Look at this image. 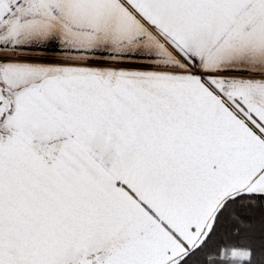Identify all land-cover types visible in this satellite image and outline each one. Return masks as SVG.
I'll list each match as a JSON object with an SVG mask.
<instances>
[{"label": "snow or ice", "instance_id": "1", "mask_svg": "<svg viewBox=\"0 0 264 264\" xmlns=\"http://www.w3.org/2000/svg\"><path fill=\"white\" fill-rule=\"evenodd\" d=\"M0 264H264V0H0Z\"/></svg>", "mask_w": 264, "mask_h": 264}]
</instances>
